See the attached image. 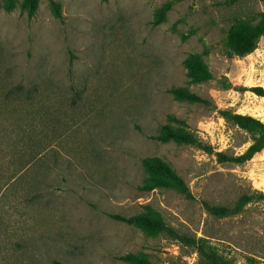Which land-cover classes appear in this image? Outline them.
<instances>
[{
	"label": "rangeland",
	"instance_id": "obj_1",
	"mask_svg": "<svg viewBox=\"0 0 264 264\" xmlns=\"http://www.w3.org/2000/svg\"><path fill=\"white\" fill-rule=\"evenodd\" d=\"M0 0V264H196L166 230L115 220L146 213L202 236L237 264H264V202L216 217L209 204L264 192V148L242 163L252 135L220 109L264 122V38L239 55L237 18L256 22L263 0ZM201 63V74L186 62ZM200 75V76H199ZM185 88L209 103L178 99ZM174 117V120L171 119ZM165 125L200 145L151 136ZM210 147L212 151L206 149ZM157 156L184 180L140 188Z\"/></svg>",
	"mask_w": 264,
	"mask_h": 264
},
{
	"label": "trees",
	"instance_id": "obj_2",
	"mask_svg": "<svg viewBox=\"0 0 264 264\" xmlns=\"http://www.w3.org/2000/svg\"><path fill=\"white\" fill-rule=\"evenodd\" d=\"M27 1L29 2V14H31L34 9V0ZM49 3L52 7L53 14L60 17V6L58 2L55 0H49ZM228 38L230 40H237L238 42L236 46L232 45L231 47L234 53L243 55L253 51L257 41L260 38H264V8L259 13V17L256 22L244 18H237L229 29ZM186 62L189 63L192 68H195V70H190L189 74H201L203 71L201 63H198L194 59L187 58ZM252 90L256 94L264 96V90L261 86L252 87ZM169 91L178 99L209 103L208 99H205L185 88H171ZM219 112L226 121L246 130L252 135L251 144L240 154H230L225 151H216L215 154L219 162L242 163L251 159L255 153L264 148V122L261 119L247 113L235 112L230 108L220 109ZM171 119L174 120V117H171ZM163 128L164 130L161 133L152 135L151 137L161 141L173 139L188 144L202 145L199 139L189 131H180L170 125H165ZM206 149L212 151L210 147H206ZM142 165L145 169L152 172V176L149 179L150 182L145 183L140 188L151 189L159 185L170 186L178 189L187 197L192 196L184 180L161 158L157 156L146 157L142 160ZM253 200L264 202V192L257 189L249 192H243L231 205L209 204L207 202H204V205L208 212L212 215L216 217H223L238 213L244 205ZM109 216L115 220L128 224H144L154 230H166L173 237H176L185 244L194 247L198 254L196 264H237L226 255L219 253L216 247L212 245L207 238L202 236L196 237L179 234L175 229L167 227L160 219L152 217L146 213H137L130 216H124L118 213H109ZM120 258L131 264H150L144 257L133 253H127L120 256ZM242 264H261V262L256 257L248 255Z\"/></svg>",
	"mask_w": 264,
	"mask_h": 264
}]
</instances>
